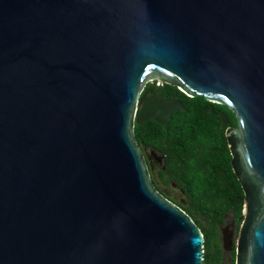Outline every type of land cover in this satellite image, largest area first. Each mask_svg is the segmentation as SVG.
Instances as JSON below:
<instances>
[{"label":"water","instance_id":"1","mask_svg":"<svg viewBox=\"0 0 264 264\" xmlns=\"http://www.w3.org/2000/svg\"><path fill=\"white\" fill-rule=\"evenodd\" d=\"M167 84L233 113L234 264H264V0H0V264H203L134 135L186 111Z\"/></svg>","mask_w":264,"mask_h":264},{"label":"trees","instance_id":"2","mask_svg":"<svg viewBox=\"0 0 264 264\" xmlns=\"http://www.w3.org/2000/svg\"><path fill=\"white\" fill-rule=\"evenodd\" d=\"M167 86L169 91L178 92L186 111L172 114L167 134L153 120L135 124V139L141 149L146 146L160 152L164 166L160 174L165 172L183 191L184 203L172 201L192 217L203 233V264H223L219 225L226 214L236 224L241 223L244 193L231 167L225 130L220 127V112L228 115L232 127L236 119L224 105L202 96L189 97L175 86ZM232 250L235 259V247Z\"/></svg>","mask_w":264,"mask_h":264},{"label":"flooded vegetation","instance_id":"3","mask_svg":"<svg viewBox=\"0 0 264 264\" xmlns=\"http://www.w3.org/2000/svg\"><path fill=\"white\" fill-rule=\"evenodd\" d=\"M155 81H152V82L155 84L156 83ZM149 84L150 83H148L146 85V87L149 86ZM152 87H151V89H152ZM154 90L155 89L151 90V92H153ZM174 93H176V91H169L168 86L166 85V88L163 91V96L164 97H170ZM177 99L180 100L179 95H177ZM220 113H224V112H220ZM227 118H228V115H227ZM231 128H232V126H230L229 122H228L227 125H225L222 129H224L226 131V129H231ZM143 150L145 153V157H146L147 166H148V169L150 172V176H151V179H152V182H153L155 188L163 196H165L166 198H168L171 201H172V198H170L171 196H170L167 188H170V187L176 188V189L180 190L183 194V191L177 185V183L174 182L173 180H171L165 172L163 174H160V172H159L160 169L161 168L164 169V166L162 165V155L160 154V152L157 149H154L152 147H146V146L143 147ZM227 216L228 215L225 216L223 223L221 225H219V230L221 233V240L223 238V234H225L226 232L230 233L232 235V230L226 229V228H224V226L231 227V229H233L235 227L234 225L233 226L231 225L232 221L230 223H227V221H226Z\"/></svg>","mask_w":264,"mask_h":264},{"label":"rangeland","instance_id":"4","mask_svg":"<svg viewBox=\"0 0 264 264\" xmlns=\"http://www.w3.org/2000/svg\"><path fill=\"white\" fill-rule=\"evenodd\" d=\"M169 194H170V198H172V200L176 203H184L185 198L184 195L182 194V192L176 188H167ZM233 220L232 216L230 214H228L227 216V223H230ZM234 228L231 229V227L228 226H224V228L232 230V235H231V239H232V243H233V248L235 247V243L237 241V237H238V233H239V229H240V224H236L234 222ZM220 232V230H219ZM219 243L220 245L222 244V240H221V233H220V237H219ZM222 247V246H221ZM232 248V249H233ZM233 251V250H232ZM232 251H224V256H223V260L222 263L223 264H233L234 263V258L232 259Z\"/></svg>","mask_w":264,"mask_h":264},{"label":"built area","instance_id":"5","mask_svg":"<svg viewBox=\"0 0 264 264\" xmlns=\"http://www.w3.org/2000/svg\"><path fill=\"white\" fill-rule=\"evenodd\" d=\"M155 82H156L155 84H160L161 83L159 80H156Z\"/></svg>","mask_w":264,"mask_h":264}]
</instances>
